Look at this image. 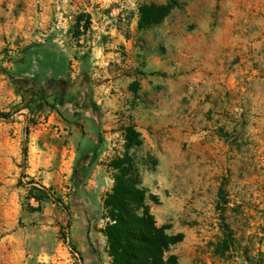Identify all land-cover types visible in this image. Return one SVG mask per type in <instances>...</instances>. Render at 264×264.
Returning a JSON list of instances; mask_svg holds the SVG:
<instances>
[{"label": "rangeland", "instance_id": "1", "mask_svg": "<svg viewBox=\"0 0 264 264\" xmlns=\"http://www.w3.org/2000/svg\"><path fill=\"white\" fill-rule=\"evenodd\" d=\"M170 1L0 0V264H111L103 199L126 153L157 224L183 235L171 264H264V0H173L139 28L140 6ZM73 132L87 158L44 185L69 213L30 211V139L61 154Z\"/></svg>", "mask_w": 264, "mask_h": 264}, {"label": "trees", "instance_id": "2", "mask_svg": "<svg viewBox=\"0 0 264 264\" xmlns=\"http://www.w3.org/2000/svg\"><path fill=\"white\" fill-rule=\"evenodd\" d=\"M172 1V2H171ZM170 3L157 5H142L139 8V28H149L160 23L167 17L173 8V0ZM84 22L88 28L90 22L80 16L78 25ZM30 102L34 98H29ZM10 112L0 111V118L9 119ZM126 148L129 150L140 144L136 132L131 128L126 129ZM27 154V153H26ZM135 158L129 153L113 160L110 166L114 169V185L111 192L103 199L104 217L108 219L102 232L107 238L108 254L111 257V264H171L175 258H166L165 254L170 247L182 240V234H171L165 226L157 224L155 215L151 211L149 201H157L156 197L148 194V190L140 184L134 170ZM28 199L35 198L37 206L28 204L30 211H40L43 202H53L62 206L69 213L68 207L56 196L52 187L44 185L37 186V182H30ZM220 198L225 201L226 189L222 184L219 190ZM218 209L222 210L221 204ZM222 228L225 238L221 241V247L226 250L234 240L231 227L224 221L222 216ZM66 239V238H65ZM70 244V243H69ZM73 251L75 246L70 244Z\"/></svg>", "mask_w": 264, "mask_h": 264}, {"label": "crops", "instance_id": "3", "mask_svg": "<svg viewBox=\"0 0 264 264\" xmlns=\"http://www.w3.org/2000/svg\"><path fill=\"white\" fill-rule=\"evenodd\" d=\"M98 89H101L99 94L100 98H102V100H106V97L104 96V91L106 92L105 85L99 86ZM92 140H94V143H96L95 139ZM86 151L87 150L82 151V148L79 145V134L74 132L72 135H70V142L63 147L61 154H52L45 149L43 143H41L39 140L30 139V145L28 147V155L26 159V168L23 171V174L26 175L28 179H34L40 184L49 186L50 184L47 182L48 176L45 173H50L45 171L46 168L57 167L63 169L64 163L71 164L79 152L84 153L83 159H86L88 154L85 153ZM66 156L67 159L65 160ZM55 172L57 174H55ZM51 174H54L56 177L52 178L53 182L59 179L60 174L58 169L52 171Z\"/></svg>", "mask_w": 264, "mask_h": 264}]
</instances>
